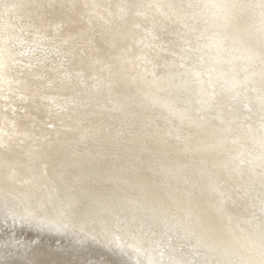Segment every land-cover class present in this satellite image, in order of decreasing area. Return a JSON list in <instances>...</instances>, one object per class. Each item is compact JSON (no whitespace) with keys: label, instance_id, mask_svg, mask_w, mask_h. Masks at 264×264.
<instances>
[{"label":"bare ground","instance_id":"obj_1","mask_svg":"<svg viewBox=\"0 0 264 264\" xmlns=\"http://www.w3.org/2000/svg\"><path fill=\"white\" fill-rule=\"evenodd\" d=\"M3 124L16 250L264 264V0H0Z\"/></svg>","mask_w":264,"mask_h":264},{"label":"rangeland","instance_id":"obj_2","mask_svg":"<svg viewBox=\"0 0 264 264\" xmlns=\"http://www.w3.org/2000/svg\"><path fill=\"white\" fill-rule=\"evenodd\" d=\"M9 124L12 125L13 123H9ZM6 129H7V127H5L4 124L0 125V132H4ZM2 147L3 146H0V148H2ZM0 198H1V200H3L2 196H0ZM1 205H0V209H1L0 210V264H83L82 262L80 263L79 259H76L77 257L70 255V253H68V255H69L68 256V255H64L62 253L56 252V250H53L51 248L42 247L40 242L32 243L29 246H23L22 245V247H20L21 248L20 250H16L14 248V246H12V244H7L5 242H2V238H3L5 233H7L8 231H11V230L18 232V231L21 230V228H25V224H27V223H25V221L22 220L19 217H18V219L16 218V220H14L15 218L12 219L10 216H7L8 212L6 210H4V205H2L3 208H2ZM14 221L19 223L18 226L16 224H14ZM152 222H153V220H152ZM157 223L158 222L156 221V222H153L152 224L149 223L150 224V225H148L149 227H145L144 226L145 227V229H144L145 233L142 236H133V238H127V239H130V240H127L126 241L127 243H124V244L121 243V241H117L116 238H113L114 239L113 240V239H111L109 237H105L103 235H101V237L103 238L102 240H104V241H100V240L93 241V240H88V239H86L84 237H82V238L73 237L72 235L60 236V235H56V234L49 233V232H46V231H41V230H38V229H41V228L45 229V227H42V226H39V225L36 226L37 228L36 227H32V226H30V227L26 226V227H28L27 229H29L30 231H33V232H36V233L39 232V233L45 234L47 236L60 238V239H63V240L92 241L93 243H95L97 245L103 244L104 242H106V240H107L108 243L111 244L110 240H112V243L114 242L113 244H117V246L119 245L120 249H123L124 247L128 248V246L131 243L132 244L136 243L137 239L142 240V238H146L147 239V238L151 237L150 239H151L152 243L155 246L154 250H153V254H155L156 257H160V258L164 257L163 259H166L168 261V259H169L168 255H170V249L169 248H170L171 244L174 246L175 242H174V239L172 237L169 238L170 242H168L166 240L167 238L164 237L163 233L159 232V230H157V232H156V229H158L157 227H155L156 225H158ZM38 227H40V228H38ZM54 230H59V229L55 228ZM149 231L152 232V233H148ZM155 235H157L158 237L155 236ZM153 236H155V238H153ZM164 238H165V241H167L169 243L168 244L169 247L164 245ZM113 244L111 245L112 248H114ZM143 245H144V250H145L147 248L146 247V241L142 242L139 247L142 248ZM179 248L184 249L182 247H179ZM138 254H139V252H138ZM147 254H145V252L141 253L140 255L142 256V258H140V259L143 260V259L147 258V256H148ZM164 255H166V258H165ZM93 256H95V258L98 259L99 255L93 254ZM107 257H108L109 263L111 264V261L113 262L114 259L109 257V256H107ZM102 263L103 262H101V264Z\"/></svg>","mask_w":264,"mask_h":264}]
</instances>
